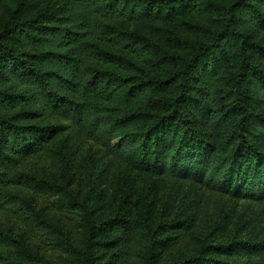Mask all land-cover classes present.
<instances>
[{"label":"trees","instance_id":"16d2710c","mask_svg":"<svg viewBox=\"0 0 264 264\" xmlns=\"http://www.w3.org/2000/svg\"><path fill=\"white\" fill-rule=\"evenodd\" d=\"M0 264H264V0H0Z\"/></svg>","mask_w":264,"mask_h":264},{"label":"rangeland","instance_id":"374dc122","mask_svg":"<svg viewBox=\"0 0 264 264\" xmlns=\"http://www.w3.org/2000/svg\"><path fill=\"white\" fill-rule=\"evenodd\" d=\"M83 147H85V149L87 147H89V145L87 146L86 144L83 143ZM37 167H40V164L37 163L35 164ZM214 195L213 194H209L208 195V200H207V205H208V208H207V213H209L210 211L214 210L215 209V205L212 204V200L213 199ZM239 211H247L248 213H254V210H251L250 208H248L247 206V203L246 202H242V203H239ZM5 220H6V217H5Z\"/></svg>","mask_w":264,"mask_h":264}]
</instances>
